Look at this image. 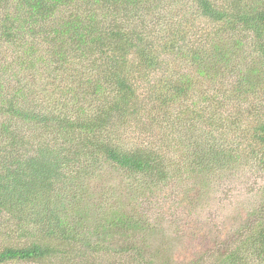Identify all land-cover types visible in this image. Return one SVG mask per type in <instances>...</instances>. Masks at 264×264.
Masks as SVG:
<instances>
[{"label":"trees","instance_id":"trees-1","mask_svg":"<svg viewBox=\"0 0 264 264\" xmlns=\"http://www.w3.org/2000/svg\"><path fill=\"white\" fill-rule=\"evenodd\" d=\"M2 44L0 264H172L136 235L176 233L161 188L183 180L194 205L197 181L264 175V0H0ZM108 175L119 201L91 194L90 221ZM253 191L192 264H264Z\"/></svg>","mask_w":264,"mask_h":264},{"label":"rangeland","instance_id":"rangeland-1","mask_svg":"<svg viewBox=\"0 0 264 264\" xmlns=\"http://www.w3.org/2000/svg\"><path fill=\"white\" fill-rule=\"evenodd\" d=\"M5 49V44H2L0 46V51L3 53L4 57L5 55L8 56L10 54V51ZM0 68L2 67L0 66ZM192 74L194 73L192 72ZM203 89L206 88L201 86L199 87V91L197 90V93H189V99H195V97L202 93ZM245 107L246 103L241 106L242 109ZM196 126L198 127L197 130L204 129L203 123H199ZM242 127L247 129L250 128L248 124H243ZM236 135L237 134L231 133V136ZM108 174L111 176L114 175L112 172ZM260 175L261 174H252L248 171H241L238 174L236 173L234 176L226 178L227 180L224 179L218 189H216L217 182L214 181L213 178H211L209 182L206 183V185H204L203 182L197 181L196 184L198 185L197 187H200L201 193L198 194V192H196L197 200L194 202V205H184L183 201L179 205V199L185 192L187 185L183 180L176 183H171V185L168 187L161 188L165 191V193H168L166 196H169V198L164 196L159 202L164 204L163 206L165 209L171 212V215L167 218L168 221L165 223V227H167V230L170 229V226L176 227V233L173 231H166L165 236L159 235L157 233L153 234L155 231L152 230L151 226H146L148 227L145 228L146 231H136L137 238H143L144 235V237L150 242L151 246H153L154 243L157 245L156 247L163 248L164 244L166 247H168L165 248L166 252L162 250L159 252V262L162 261L165 263L168 261L172 264H192L193 261L195 259L197 260L200 255H206L213 252L211 247L213 244L212 240L218 238L220 234L226 232L227 228H230L231 225L242 221L244 217L247 218L252 206L254 204H258V200L254 197L255 191L253 190H256L257 187L264 182V175ZM102 177L98 179H92L87 184L91 202H87V205L81 208V214L87 212L88 219L90 221H93L94 219L96 220L95 211H92L91 208L88 207L90 204L91 206L94 204V199L92 198L91 194L97 193L102 189L103 186L106 185L104 187L105 191L112 193V195L109 197L111 199H104L106 204H111L110 208H113L114 202L119 201L118 197L120 193L117 191V187L112 183V179L110 180L111 177L109 175L106 178ZM107 181H111L110 186L105 184ZM102 193H104L103 196H106L107 194L104 191H102ZM165 193L161 192L160 194L165 195ZM148 195L152 198L149 193ZM156 195L157 193L154 194V196ZM110 201L112 202L110 203ZM98 202L99 199L95 201V203ZM142 202L144 205L147 203L145 199H143ZM149 213L152 218L149 221L151 223L156 219L155 217H157V214L153 211V209L151 210V208H149ZM148 231L151 234H148ZM107 239L110 240V242L106 240L107 244L112 246H115L116 242L118 241L116 233L108 236ZM157 253L153 254L154 257ZM109 254L112 255V253ZM208 261L211 262L210 259H205V261L203 260L202 264H211L208 263ZM109 262L110 264H114L113 261ZM12 264L27 263L15 262Z\"/></svg>","mask_w":264,"mask_h":264}]
</instances>
